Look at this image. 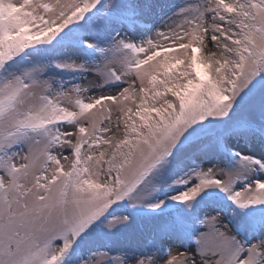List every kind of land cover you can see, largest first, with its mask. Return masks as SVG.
<instances>
[{
	"label": "snow or ice",
	"instance_id": "obj_1",
	"mask_svg": "<svg viewBox=\"0 0 264 264\" xmlns=\"http://www.w3.org/2000/svg\"><path fill=\"white\" fill-rule=\"evenodd\" d=\"M0 264H264V0H0Z\"/></svg>",
	"mask_w": 264,
	"mask_h": 264
}]
</instances>
